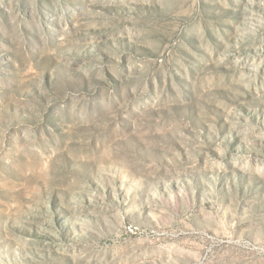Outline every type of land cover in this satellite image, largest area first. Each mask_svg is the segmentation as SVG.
Masks as SVG:
<instances>
[{
	"label": "rangeland",
	"instance_id": "obj_1",
	"mask_svg": "<svg viewBox=\"0 0 264 264\" xmlns=\"http://www.w3.org/2000/svg\"><path fill=\"white\" fill-rule=\"evenodd\" d=\"M0 264H264V0H0Z\"/></svg>",
	"mask_w": 264,
	"mask_h": 264
}]
</instances>
